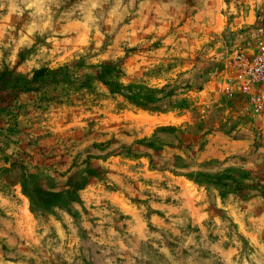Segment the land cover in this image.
<instances>
[{
	"label": "rangeland",
	"instance_id": "1",
	"mask_svg": "<svg viewBox=\"0 0 264 264\" xmlns=\"http://www.w3.org/2000/svg\"><path fill=\"white\" fill-rule=\"evenodd\" d=\"M112 1L0 0V264H264V0Z\"/></svg>",
	"mask_w": 264,
	"mask_h": 264
},
{
	"label": "built area",
	"instance_id": "2",
	"mask_svg": "<svg viewBox=\"0 0 264 264\" xmlns=\"http://www.w3.org/2000/svg\"><path fill=\"white\" fill-rule=\"evenodd\" d=\"M216 86L224 96H248L255 111L264 108V37L238 48L226 60Z\"/></svg>",
	"mask_w": 264,
	"mask_h": 264
},
{
	"label": "trees",
	"instance_id": "3",
	"mask_svg": "<svg viewBox=\"0 0 264 264\" xmlns=\"http://www.w3.org/2000/svg\"><path fill=\"white\" fill-rule=\"evenodd\" d=\"M103 71L99 72L97 74V78L99 81L105 83V84H108V85H113L112 87L109 88V91L110 92H117L119 93L124 99L128 100V101H132L131 103H137V102H134V100L132 99V96L130 94V92H133L132 90H130L129 87H127L126 85L124 84H120L118 82H115L113 80H110L109 78H105V75L104 73H107V74H110V67L106 66V65H102L100 67ZM40 70H36L35 73H38ZM122 90H126L127 92H123ZM134 95H136L135 93H132Z\"/></svg>",
	"mask_w": 264,
	"mask_h": 264
},
{
	"label": "crops",
	"instance_id": "4",
	"mask_svg": "<svg viewBox=\"0 0 264 264\" xmlns=\"http://www.w3.org/2000/svg\"><path fill=\"white\" fill-rule=\"evenodd\" d=\"M112 1V0H111ZM147 1H149V2H147ZM154 0H132V5L134 6V8L135 9H137V12L139 11L138 10V8L140 7V6H142L145 2H147V3H149L150 5H152V2H153ZM113 2V1H112ZM155 2V1H154ZM113 4H114V2H113ZM154 5V4H153ZM162 4L160 3V6H161ZM156 15H160L159 13H156ZM162 17H165V16H162ZM138 19H140V18H137L136 20H138ZM156 21H158V20H156ZM159 21H161V20H159ZM163 21V20H162Z\"/></svg>",
	"mask_w": 264,
	"mask_h": 264
}]
</instances>
